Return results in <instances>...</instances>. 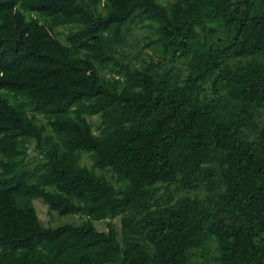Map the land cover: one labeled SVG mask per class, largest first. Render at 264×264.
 <instances>
[{"label": "trees", "instance_id": "16d2710c", "mask_svg": "<svg viewBox=\"0 0 264 264\" xmlns=\"http://www.w3.org/2000/svg\"><path fill=\"white\" fill-rule=\"evenodd\" d=\"M0 158V264H264V0H0Z\"/></svg>", "mask_w": 264, "mask_h": 264}, {"label": "rangeland", "instance_id": "374dc122", "mask_svg": "<svg viewBox=\"0 0 264 264\" xmlns=\"http://www.w3.org/2000/svg\"><path fill=\"white\" fill-rule=\"evenodd\" d=\"M162 3L166 4L170 0H160ZM72 28L71 27H60L57 29V31L60 33V40L66 44L65 34L68 33ZM132 33L129 37V48L126 51V55L130 56L132 63H137L138 60L136 57L139 55V62L138 64L141 65L142 60H145L146 63H150V58H153L154 62H157L160 60L159 54L156 53V50L154 48H149L146 50H143L142 48L145 46V43L148 41L147 38L150 35V33L145 29L144 31H141L137 28V25H133ZM38 118L40 120V123L46 124V120L43 118L42 115H38ZM92 122L96 125L99 120L97 118H93ZM36 152L32 153V156H36ZM81 158V164L83 166H86L89 169H92V161L88 158V155L86 153L80 152ZM1 159V158H0ZM95 173L99 176H104L109 181L115 183V180L112 176V174L108 170H101L97 169L95 170ZM178 186L174 185L170 188L169 192L174 195V197L177 199L179 197L188 195L191 197H195L197 194L195 192H186V191H178ZM162 194H165V190H162ZM201 198L204 196L202 194L199 195ZM33 206L35 207L39 218L42 222V224L47 228H58L63 227L66 225H74V226H81L84 222V219L81 215L75 214V215H60L57 212L50 211L48 206L44 204V202L40 199L33 200ZM111 222L110 220H104V221H96L95 227L98 231L104 232L108 229V223ZM116 227V229L120 230V219L117 218L112 221ZM218 256L216 251V245L210 244L208 247L207 252L204 253L203 250H199L191 255V259L193 261V264H216V257Z\"/></svg>", "mask_w": 264, "mask_h": 264}]
</instances>
